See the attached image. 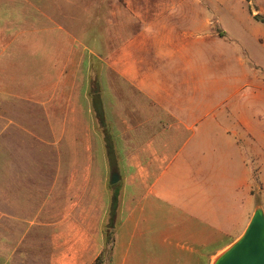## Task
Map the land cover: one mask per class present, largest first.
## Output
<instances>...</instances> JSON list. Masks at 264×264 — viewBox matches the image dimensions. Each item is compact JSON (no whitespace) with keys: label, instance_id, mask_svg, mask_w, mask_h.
<instances>
[{"label":"crops","instance_id":"crops-1","mask_svg":"<svg viewBox=\"0 0 264 264\" xmlns=\"http://www.w3.org/2000/svg\"><path fill=\"white\" fill-rule=\"evenodd\" d=\"M90 1L65 0L60 21L68 17V4H81V14H87ZM59 2L0 0V87L8 88L0 92V264H95L106 246L102 225L92 222L60 224L70 232L66 237H38L35 232H48V222L36 221L48 215V175L14 169L17 163H41L20 161L16 149L48 144V127L35 130L16 119L22 93L15 82H22L23 68L41 70L39 81L25 77L24 84L43 87L31 88L23 101L48 118V61H54L48 30L26 29L21 20L60 22L53 15ZM14 5L29 6L32 13L20 12L23 7L9 11ZM12 20L14 28L1 24ZM62 24L56 27L61 36L67 34ZM249 25L248 37L237 38L252 40L254 50L244 47L248 57L236 55L235 63L222 57L215 78L209 55L218 42L207 36H177L171 47H161L144 29L126 42L123 70L116 59L110 61L142 102L139 109L124 110V138L112 124L117 159L133 171L124 180L114 241L101 264H210L243 235L255 210L264 208V160H255L264 150V20L253 17ZM128 129L140 134L139 141L128 137ZM97 141L91 158L106 160Z\"/></svg>","mask_w":264,"mask_h":264},{"label":"rangeland","instance_id":"rangeland-1","mask_svg":"<svg viewBox=\"0 0 264 264\" xmlns=\"http://www.w3.org/2000/svg\"><path fill=\"white\" fill-rule=\"evenodd\" d=\"M60 1L58 12L53 13L57 21L66 16L63 9L65 0ZM92 1V5L84 6L87 14H81V4H68V17L61 23L50 19L46 21L42 17L21 20L26 29L48 30V50L52 51L54 57L53 62L48 61V118L40 116L38 112L42 113V109L36 106L32 108L23 101L28 95L25 93H29L31 88L43 87L38 83L33 87L23 83L28 80L31 83L39 81L41 70L23 68L20 70L22 82H15V90L22 93L21 99L15 102L18 111L16 119L20 124L35 130H47L48 127L44 134L48 137L45 147L36 142V147L16 149L14 153L17 159L27 161V164L29 161L41 162L37 166L26 167L18 165L17 160L14 168L17 174L48 175V215L36 216L37 222H48V232H35L38 237H44L45 234L48 239L66 237L65 234L70 232L61 230L59 225L67 223L92 222L102 225L103 230L113 192L109 182L112 172L120 174L115 184L121 195L124 180L133 171L117 159L118 148L114 136L115 153L108 159L103 128L98 123L91 103V91L98 88L103 100L106 99L107 110L112 112V122L106 116L112 135L113 124L115 130L121 132V138H124V110L139 109L142 102L140 92L130 91L128 87L126 89L124 78L110 66V61L116 59L123 70L126 42L144 29L146 34L156 36L149 39L160 40L161 47H171L172 39L177 36L210 37L218 42L213 45L212 56L209 55L213 61L212 76L215 78L221 74L222 57H229L233 63L236 62V55L245 54L248 57L244 47L254 50L252 40L237 38L243 34L245 36L246 29L250 27L249 19L257 17L264 20V0H94L95 5ZM14 7H23L24 11L20 12L32 13L29 6L14 5L8 10L18 12ZM16 22L3 21L1 24L14 28ZM57 24H62L68 35L61 36L56 29ZM242 40L246 41V45ZM146 48L147 44L144 50ZM139 51L141 48L135 50L134 55L140 54ZM25 77L29 79L25 81ZM7 89L1 86L0 92L5 93ZM143 104L146 106V101ZM128 130V137H136V141H139L140 134H130L132 130ZM17 135L23 137L26 134ZM97 138L106 160L91 158L98 146ZM258 152L260 155L255 160L263 161L264 150L261 148ZM262 199L264 202V197ZM110 246H105L99 264L108 257Z\"/></svg>","mask_w":264,"mask_h":264},{"label":"water","instance_id":"water-1","mask_svg":"<svg viewBox=\"0 0 264 264\" xmlns=\"http://www.w3.org/2000/svg\"><path fill=\"white\" fill-rule=\"evenodd\" d=\"M120 174L113 171L110 184L118 182ZM218 264H264V208L259 206L245 232L220 257Z\"/></svg>","mask_w":264,"mask_h":264},{"label":"trees","instance_id":"trees-1","mask_svg":"<svg viewBox=\"0 0 264 264\" xmlns=\"http://www.w3.org/2000/svg\"><path fill=\"white\" fill-rule=\"evenodd\" d=\"M91 96L92 109L98 120V123L100 124L101 128H103L104 141L108 152V159L110 160V156L115 153V145L109 122L107 121V117L105 114L103 97L98 88H94L91 91ZM111 187L113 188V192L111 195L108 217L103 226L106 246L111 245V243L114 241V234L117 225V216L120 204V191L117 189L116 184L111 185ZM99 259L100 257L96 259L95 264H99Z\"/></svg>","mask_w":264,"mask_h":264},{"label":"bare ground","instance_id":"bare-ground-1","mask_svg":"<svg viewBox=\"0 0 264 264\" xmlns=\"http://www.w3.org/2000/svg\"><path fill=\"white\" fill-rule=\"evenodd\" d=\"M224 254V250L220 251L218 254H216L213 258L210 264H218L220 257Z\"/></svg>","mask_w":264,"mask_h":264}]
</instances>
